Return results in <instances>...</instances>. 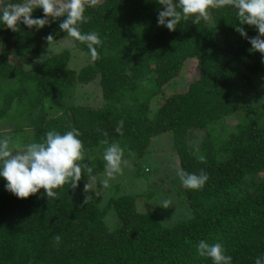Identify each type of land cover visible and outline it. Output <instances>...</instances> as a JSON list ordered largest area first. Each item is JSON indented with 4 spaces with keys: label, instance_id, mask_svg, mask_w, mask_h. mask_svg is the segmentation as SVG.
Returning <instances> with one entry per match:
<instances>
[{
    "label": "trees",
    "instance_id": "1",
    "mask_svg": "<svg viewBox=\"0 0 264 264\" xmlns=\"http://www.w3.org/2000/svg\"><path fill=\"white\" fill-rule=\"evenodd\" d=\"M159 10L156 0H98L95 8H86L80 31L97 33L101 43L98 59L80 70L70 67V50L48 56L34 69L22 66L24 58L41 51L48 35L67 37L58 27L64 17L39 31L23 24L15 32L0 26V124L15 123V131L28 127L33 142L49 130L76 128L84 163L92 168L87 172L82 166L77 187L56 189L55 199L44 189L17 198L0 178V264H212L198 256L200 240L221 242L232 264H254L264 254V103L243 105L232 96L236 81L264 76L261 54L249 52L228 6L209 7L207 21L193 23L190 17L171 31L157 25ZM32 15L42 17L43 10ZM243 27L249 37L257 35L255 26ZM75 46L89 54L85 44L75 41ZM192 59L198 75L186 89L166 96L151 116L153 98ZM95 80L102 105L75 104L76 87ZM258 98L264 101V90ZM234 117L222 134L221 123ZM121 120L122 135L115 131ZM193 129L203 130L198 147L190 143ZM166 132L173 133L180 169L208 176L202 188L185 189L189 217L166 225L156 212L139 211L133 195L116 192L104 202V190L85 192L87 177L104 170L101 140L118 141L124 157L129 151L142 157L152 139ZM201 155L203 161L197 159ZM112 208L120 218L115 228L105 221Z\"/></svg>",
    "mask_w": 264,
    "mask_h": 264
},
{
    "label": "clouds",
    "instance_id": "2",
    "mask_svg": "<svg viewBox=\"0 0 264 264\" xmlns=\"http://www.w3.org/2000/svg\"><path fill=\"white\" fill-rule=\"evenodd\" d=\"M160 6L157 16V25L175 30V25L181 20L193 18V23L201 19L208 20V9L230 7L235 11L238 20L236 31L241 37L248 40L251 47L249 52H259L261 63H264V0H156ZM98 0H22V2H8L0 9V26L12 31L18 30V25L23 24L36 31L44 28L49 21H56L64 17L58 27L67 37L85 44L89 50L90 59L96 61L98 54L96 46L101 40L97 33H82L80 25L86 22V8H95ZM42 9L43 16L33 18V11ZM243 25L255 26L257 35L249 37ZM49 51L52 35L46 38ZM42 59V58H38ZM123 121H118L116 133L123 134ZM81 133L76 128L60 132L49 130L39 142H30L22 145L9 136H0V178L6 181L5 189L17 198H27L44 189V194L50 198H58L56 189L68 184L76 188L82 176V166L91 172V166L84 163L85 150ZM105 136L107 134L105 133ZM103 147L102 161L106 178L101 181L104 188L109 187V180L122 173L123 166L129 161L124 158L125 149L118 141L106 138L100 141ZM134 154L129 151V156ZM92 161L94 157L88 156ZM200 161L204 157L198 156ZM181 185L185 189L198 190L204 186L208 176L204 172L189 173L180 169L176 173ZM94 177H87L84 185L85 192L92 186L89 182ZM87 198L85 199V203ZM158 205L169 208L171 201L164 199ZM198 256L210 258L212 264H232L233 257L226 253L221 242L208 243L200 240L196 245ZM254 264H264V254L256 257Z\"/></svg>",
    "mask_w": 264,
    "mask_h": 264
},
{
    "label": "rangeland",
    "instance_id": "3",
    "mask_svg": "<svg viewBox=\"0 0 264 264\" xmlns=\"http://www.w3.org/2000/svg\"><path fill=\"white\" fill-rule=\"evenodd\" d=\"M4 0H0V9L3 8ZM102 1V0H99ZM210 13L208 11V18ZM2 48V38L0 36V51ZM70 50L71 58L69 65L75 70H80L90 61L88 53L75 46V40L70 37L54 39L50 46L48 42L43 43L41 51L30 54L22 60V66L26 69H34L40 65L48 56ZM42 58V59H38ZM199 73V66L196 60L192 59L185 63L181 73L171 82L164 85L162 93L153 98L151 102L150 115L156 114L157 108L164 98L174 92H180L188 86ZM264 90V76L253 77L250 82L236 81L233 87V99L238 103L246 105L249 102L264 101L258 98V94ZM72 101L96 108L102 105V92L98 80L94 82L79 84L74 92ZM263 108V107H262ZM236 122V118H229L225 123H221L222 134L231 129ZM15 123L4 121L0 124V135L12 137L18 143L25 145L33 142V132L28 127L15 131ZM15 131V132H14ZM203 138L202 129H193L190 132V143L198 147ZM148 152L142 156H125L129 161L123 166L122 173L109 180V187L104 188L101 181L106 178L105 170L94 176L90 180L91 188L95 191L104 190V202L112 197L116 192L120 194L133 195L136 198V206L139 211L156 212L166 225H173L178 221L191 215V208L187 201L185 188L182 187L176 173L180 170V161L177 154L173 133L166 132L155 136L148 147ZM164 199H169L171 205L164 208L160 205ZM106 223L110 228H115L120 224V218L114 208L110 209L106 218Z\"/></svg>",
    "mask_w": 264,
    "mask_h": 264
},
{
    "label": "flooded vegetation",
    "instance_id": "4",
    "mask_svg": "<svg viewBox=\"0 0 264 264\" xmlns=\"http://www.w3.org/2000/svg\"><path fill=\"white\" fill-rule=\"evenodd\" d=\"M6 1H7V0H4L3 3H1V5H3V7H4V4H5ZM21 2H22V0H21Z\"/></svg>",
    "mask_w": 264,
    "mask_h": 264
}]
</instances>
